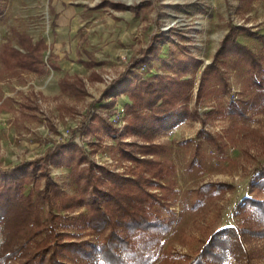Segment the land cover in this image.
<instances>
[{"label":"rangeland","instance_id":"obj_1","mask_svg":"<svg viewBox=\"0 0 264 264\" xmlns=\"http://www.w3.org/2000/svg\"><path fill=\"white\" fill-rule=\"evenodd\" d=\"M27 5L24 0L15 4L0 0V50L9 42L26 53L24 44L44 39L49 46L45 60L51 58L59 69L54 71L47 63L46 74L39 75L20 68L9 70L0 60V170L37 163L34 177L22 188L23 195L31 194L34 202L45 189L47 177L61 192L77 193L71 168L47 157L61 144L78 146L87 158L82 169L104 167L135 177L137 164L124 158L120 148L130 144L137 153L149 143L160 149L136 156L168 168L157 185L145 188L162 201L155 210L162 220H168L170 230L158 233L164 234L158 245L144 249L150 257L148 264H188L216 232L241 225L248 218L238 216L242 200L248 196L264 200V192L252 191V179L264 166V91L255 85L264 84V44L259 38L264 36V0H94L93 10L81 15L78 43L71 45H61L55 38L54 17L47 5ZM130 19L137 21V29L124 31V24L131 26ZM231 27L246 29L237 33V39L255 54L258 64L242 60L234 51L219 59V63L225 62L220 68L231 89L227 93L215 73L209 72L204 82L202 75L214 62ZM151 44L161 48L159 57L152 56L148 65L133 69L132 61ZM186 54L200 62L182 78L192 81L190 117L156 131L151 139L137 135L126 108L132 101L126 94L118 95L123 85L110 91L111 84L123 74L141 80L159 74L176 77L178 72L165 62L171 65L175 57ZM92 73L100 81L90 82ZM75 77L85 80L84 91L62 92L60 80ZM237 106H243L244 115L236 113ZM120 108L125 109L123 121L114 125L110 116ZM98 116L111 124L109 130ZM44 166L47 175L41 173ZM0 204V264H24L20 254L6 261V241L15 237L23 218L30 216L25 212L28 203L15 200L5 210ZM40 205L38 199L31 209L38 212ZM50 209L46 202L41 215L46 217ZM86 212L78 208L61 214L71 222ZM65 230L79 234L74 241L95 245L100 241L91 230L72 225ZM222 237L227 246L214 247L226 256L220 264H264L263 234L241 240L229 234Z\"/></svg>","mask_w":264,"mask_h":264},{"label":"trees","instance_id":"obj_2","mask_svg":"<svg viewBox=\"0 0 264 264\" xmlns=\"http://www.w3.org/2000/svg\"><path fill=\"white\" fill-rule=\"evenodd\" d=\"M53 26L55 23H52ZM243 30L246 29L231 27V32L225 38L214 62L204 70L203 82L209 72L215 73L223 82L225 92L231 93L226 84L225 73L220 68L225 62L218 61L229 56L231 51L236 52L246 62L250 61L255 66L258 64L255 54L237 39V33ZM259 38L264 44V36ZM23 47L26 53L17 50L9 42L1 47L0 60L5 68L9 70L20 68L39 75L46 74L47 63L52 70L59 69L51 58L45 60L44 53L49 46L44 40L38 41L35 45L30 41ZM160 51V47L151 44L146 51L141 52L140 58L132 61L131 67L136 69L148 65L152 56L159 57ZM50 57H54V54L50 53ZM171 62V65L165 62V66L174 68L178 72L176 77L159 74L151 80H141L139 77L129 78V75L123 74L109 88L110 91H115L123 85L118 95L126 94L132 101L126 108L133 116L130 127L137 135L151 139L156 131L169 129L191 115L189 102L192 81L182 78L200 62L188 54L183 58L175 57ZM256 68L260 67L257 65ZM100 79L97 74L92 73L89 81L97 82ZM255 85L264 91L263 82H255ZM59 86L62 92L77 93L84 91L86 82L81 77L63 78ZM199 92L198 95L201 96L203 93L201 90ZM114 104L113 100L111 107ZM242 107H236L235 111L239 115L245 114ZM98 120L104 128L110 129L109 122L99 116ZM132 148L134 146L130 144L122 145L120 148L121 155L134 160L138 167L133 171L135 177H124L104 167L82 169L80 166L87 158L78 146L73 142L59 145L50 150L47 157L54 163L65 162L64 164L71 168L75 175L77 193L69 195L61 192L46 176V187L38 192L34 202L31 194L23 195L22 188L34 177L37 163L28 162L14 169L0 170L1 209H8L15 200L23 204L26 202L28 205L25 212L33 217V221L30 216L23 218L21 222L23 226L20 229L16 228L15 237L6 241V248L9 251L6 261L20 254L25 258L24 264H148L150 257L144 249L158 245L161 235H164L158 233L170 230V225L168 220H162L155 210L156 203L162 204V201L145 187L157 185L159 180L167 176L168 168L159 161L146 158L141 160L136 156L138 153L144 156L153 154L160 149L157 145L148 143L139 147L137 153ZM40 170H45L41 173L47 175L45 166ZM252 188L253 192H264V166L256 171L252 179ZM205 189L206 187L203 188ZM38 199L41 201V207L38 212H34L31 208H35L33 205ZM46 202L51 209L45 217L42 216V207ZM78 208L86 209V214L71 222L64 220L62 211L69 212ZM55 209L59 213H54ZM245 215L248 218L241 225L230 226L216 232L196 258H188L190 259L188 264H220L224 261L226 259L224 252L214 250V247L222 249L227 246V241L222 235L229 234L239 240L250 234L264 235V200L251 196L244 198L238 208V216ZM69 225L81 231L91 230L98 234L99 243L95 245L87 241H74L80 236L65 232ZM137 246L143 251L136 249Z\"/></svg>","mask_w":264,"mask_h":264},{"label":"crops","instance_id":"obj_3","mask_svg":"<svg viewBox=\"0 0 264 264\" xmlns=\"http://www.w3.org/2000/svg\"><path fill=\"white\" fill-rule=\"evenodd\" d=\"M19 0H12L15 4ZM27 2V6L35 7L38 6L39 2L43 5H47L50 14L54 17L55 26H53V33L61 45H71L78 43L77 34L82 27L81 15H86V10H93L94 0H24ZM138 18H136L137 20ZM131 26L127 27V24L123 26V30H136L137 21L129 20ZM127 35V33H126ZM44 39H34L32 42L35 45L38 41ZM45 41V40H44ZM46 42V41H45ZM15 48V47H14ZM128 103V102H127Z\"/></svg>","mask_w":264,"mask_h":264},{"label":"built area","instance_id":"obj_4","mask_svg":"<svg viewBox=\"0 0 264 264\" xmlns=\"http://www.w3.org/2000/svg\"><path fill=\"white\" fill-rule=\"evenodd\" d=\"M125 113V109L124 108H120L117 110V112L115 114H113L112 116H110V121L115 125L119 122L123 121V116Z\"/></svg>","mask_w":264,"mask_h":264}]
</instances>
